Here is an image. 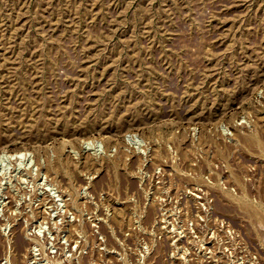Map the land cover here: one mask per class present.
I'll return each mask as SVG.
<instances>
[{
    "label": "rangeland",
    "instance_id": "rangeland-1",
    "mask_svg": "<svg viewBox=\"0 0 264 264\" xmlns=\"http://www.w3.org/2000/svg\"><path fill=\"white\" fill-rule=\"evenodd\" d=\"M0 264H264V0H0Z\"/></svg>",
    "mask_w": 264,
    "mask_h": 264
}]
</instances>
